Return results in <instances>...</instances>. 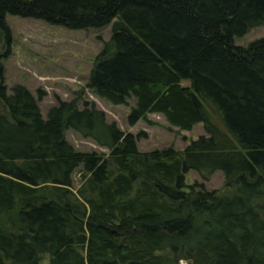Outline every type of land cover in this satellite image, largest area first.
Wrapping results in <instances>:
<instances>
[{"label":"trees","instance_id":"1","mask_svg":"<svg viewBox=\"0 0 264 264\" xmlns=\"http://www.w3.org/2000/svg\"><path fill=\"white\" fill-rule=\"evenodd\" d=\"M7 15L110 25L87 87L133 99L129 124L158 113L205 133L144 152L146 133L93 102L43 117L41 92L4 82ZM263 24L264 0H0V264H264V37L236 41ZM67 130L108 152L76 149ZM190 170L221 171L223 187L187 184Z\"/></svg>","mask_w":264,"mask_h":264},{"label":"rangeland","instance_id":"2","mask_svg":"<svg viewBox=\"0 0 264 264\" xmlns=\"http://www.w3.org/2000/svg\"><path fill=\"white\" fill-rule=\"evenodd\" d=\"M6 21L12 42L10 55L2 61L4 82L9 93L15 84L24 85L35 97L41 92L43 95L38 103L43 117L59 100H75L79 107L85 102H93L105 112L108 120L115 121L123 131L146 133L145 138L138 140V148L144 152L168 146L182 150L191 140L205 133L202 123L195 124L191 130H178L158 113H148L135 124H129L128 115L135 104L133 99H129L126 105H113L97 97L87 87L97 55L110 37V25L101 30H71L12 15H7ZM261 37H264V24L251 29L236 41L245 46ZM1 43L0 40V48ZM66 139L80 151L108 152L107 148L72 130H67ZM80 171L81 168L77 169L73 175L74 186L84 177V172ZM185 180L187 184L197 181L203 182L207 189H221L224 177L221 171H216L204 181L190 170Z\"/></svg>","mask_w":264,"mask_h":264}]
</instances>
